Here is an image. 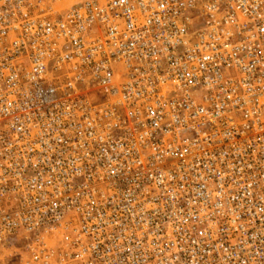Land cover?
Returning <instances> with one entry per match:
<instances>
[{
    "label": "built area",
    "instance_id": "2783aa9c",
    "mask_svg": "<svg viewBox=\"0 0 264 264\" xmlns=\"http://www.w3.org/2000/svg\"><path fill=\"white\" fill-rule=\"evenodd\" d=\"M0 264H264V0H0Z\"/></svg>",
    "mask_w": 264,
    "mask_h": 264
}]
</instances>
